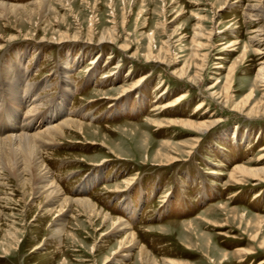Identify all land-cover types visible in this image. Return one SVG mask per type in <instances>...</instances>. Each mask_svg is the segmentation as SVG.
Returning a JSON list of instances; mask_svg holds the SVG:
<instances>
[{
  "label": "rangeland",
  "instance_id": "rangeland-1",
  "mask_svg": "<svg viewBox=\"0 0 264 264\" xmlns=\"http://www.w3.org/2000/svg\"><path fill=\"white\" fill-rule=\"evenodd\" d=\"M36 1L0 0L28 5L0 20V36L16 38L0 41V75L14 78L21 63L48 105L69 77L70 118L91 127L43 147V159L66 197L101 214L72 206L57 237L60 203L47 212L32 183L4 180L0 264H264V181L230 179L235 166H264V117L222 103L229 87L240 101L263 65L253 39L264 49V21L247 11L262 0H52L46 16ZM149 48L168 59H147ZM217 119L200 135L173 124Z\"/></svg>",
  "mask_w": 264,
  "mask_h": 264
},
{
  "label": "bare ground",
  "instance_id": "bare-ground-1",
  "mask_svg": "<svg viewBox=\"0 0 264 264\" xmlns=\"http://www.w3.org/2000/svg\"><path fill=\"white\" fill-rule=\"evenodd\" d=\"M27 6L28 5L17 6L6 2H0V20H4V18L9 16L10 13L19 17L20 11H25ZM29 6L39 8L43 16H46L53 9L52 0H37ZM247 11L252 17L264 21V0H262L259 5L249 6ZM261 31L264 32V30ZM262 34L264 35V33ZM199 35L200 33L195 34L193 40L194 46L197 48L202 47V44L195 40ZM113 38L114 36H110L109 40H114ZM15 40L16 38L14 40H5L0 36V41L3 42L2 44H9ZM60 40L61 42H66L80 39L65 36L60 38ZM100 40V43H102V41L108 40V38H105L103 35ZM2 44H0V46ZM253 45L255 46L258 55L261 57L263 56L262 59H264V49H261V45L255 39H253ZM146 58H156L164 62L168 59L167 56H163L160 53L156 55L153 54V51L150 48ZM170 64H172L171 61ZM17 65L19 71L17 74L14 73V78L8 77V74L0 75V92L3 87H5L6 92L4 91L5 95L3 96V99L7 102L5 105L4 100L0 98V187L4 185V180H13L21 188H23L27 182H30L32 183L34 195L37 197H45V207L47 206V212L52 211L49 207L52 208L60 203L61 212L58 213V217L60 218L58 222L59 228L56 231V236L59 237L64 229L63 221L65 220V216L68 213L69 208L72 206L81 208L90 216H98L101 214V211H99L97 206L89 199H72L66 197L62 193V189L52 178L50 168L45 164L43 159V147L63 141L64 138L70 134H85L86 130L91 126L70 118L72 111L68 104L71 101V97H73V93L70 89L71 84L69 77H65L62 81L65 89H63L61 93V99L59 101H51V105H48V103L44 101L46 99L36 96L34 84L28 82L25 83L26 80L24 77L25 75L27 76V71L22 68L21 63ZM178 73L183 78L187 75V77L191 78V81H194L195 83L198 81V74H195L193 77L191 74H188V70L185 67L177 71V74ZM21 81L26 88H21L19 86ZM260 87H264V60L263 65L254 80L253 86L248 89L249 91H247V94H245L240 101H235L232 99L231 95H228L229 87L222 103L225 107H232L233 110L242 115L246 114L247 118L264 117V95L263 99L253 106H251L250 103L256 90ZM209 89L212 96L219 97V94H217L214 87H210ZM204 105L205 104L202 103L199 106V110L203 108ZM41 106L46 107V109ZM168 107L169 106L166 108ZM221 122H223L222 119L201 123L190 121L178 122L175 120L173 121V124L183 125L185 128L195 131L200 135L209 131ZM262 159H264V153L258 160ZM238 175L243 178L250 177L253 180L264 181V166H235L230 174V179L240 182L241 178L239 179L237 177ZM1 218L2 212L0 210V220ZM105 219L108 220V222L113 221L115 233L127 232V241L133 242L135 240L136 236L134 232H132L131 225L128 223L125 224L120 219H114L108 214H105ZM125 255L127 256L128 254ZM142 255L146 262H152L151 254L145 249H142Z\"/></svg>",
  "mask_w": 264,
  "mask_h": 264
}]
</instances>
